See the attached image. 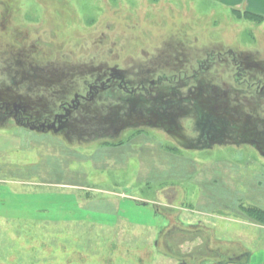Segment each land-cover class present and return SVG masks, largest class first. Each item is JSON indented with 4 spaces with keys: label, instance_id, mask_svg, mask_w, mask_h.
<instances>
[{
    "label": "rangeland",
    "instance_id": "1",
    "mask_svg": "<svg viewBox=\"0 0 264 264\" xmlns=\"http://www.w3.org/2000/svg\"><path fill=\"white\" fill-rule=\"evenodd\" d=\"M230 2L0 0V100L70 104L0 110V264H264V12ZM111 68L178 79L89 93Z\"/></svg>",
    "mask_w": 264,
    "mask_h": 264
},
{
    "label": "flooded vegetation",
    "instance_id": "2",
    "mask_svg": "<svg viewBox=\"0 0 264 264\" xmlns=\"http://www.w3.org/2000/svg\"><path fill=\"white\" fill-rule=\"evenodd\" d=\"M214 54L216 55L219 53L215 52ZM124 72L125 70L120 71L119 69L111 68L108 71L106 81H102L99 84L94 83L89 85V93H95V91L97 92L105 89L114 94L116 93L115 96L117 98L132 104H134L135 101L139 100L140 96L143 98V100L145 99L146 102H152L153 99L160 98L161 94H156V96H154L152 91L154 87L163 88L162 86L156 84L163 81L162 74L155 75L154 78H151L150 76H143L142 74L137 73L140 78H138L136 83L134 84V80L128 79L127 75L124 74ZM143 73L147 74V71ZM98 80H101V77H98ZM147 80L149 84H147ZM166 85L171 84L167 83ZM263 87L264 85H261V88ZM81 96L80 98H82ZM31 102L22 99H14L12 101L0 100V110L4 111L7 114L12 113L14 118L19 123H27V125H29V128H31L32 130H50L55 133L66 130V119L68 118L66 116V106L70 105L69 101L67 102L66 100H60L59 104H57L56 107L49 106L48 104L37 106V110L35 112L32 111L35 106H31ZM48 107H52V109H49ZM257 147H259L261 150L260 145Z\"/></svg>",
    "mask_w": 264,
    "mask_h": 264
},
{
    "label": "crops",
    "instance_id": "3",
    "mask_svg": "<svg viewBox=\"0 0 264 264\" xmlns=\"http://www.w3.org/2000/svg\"><path fill=\"white\" fill-rule=\"evenodd\" d=\"M229 1V0H228ZM230 5H232L233 7H244L247 11H251V12H254V13H261V12H264V6H258L257 5V2L256 1H253V0H231V2L229 3ZM260 7V8H259ZM257 11V12H256ZM148 183H150V182H147V184ZM75 187H79V188H86L87 186H85V185H76ZM89 199V198H88ZM196 225L197 224V220H194V221H192L191 222V225ZM184 225V224H183ZM185 225H186V223H185ZM198 225V224H197ZM174 227V226H173ZM173 227H170V228H168L167 229V233L165 234V235H169L170 233L172 234V232H171V229L173 228ZM178 228V226L177 225H175V227L174 228ZM193 239V238H192ZM192 239H189L190 241L192 240ZM188 241V240H187ZM193 244H195L196 245V247L197 246H200L201 244H203L204 245V243L206 244V239H203L202 238V236H201V238L199 239H196V240H194V241H191ZM203 245H201V246H203ZM248 253L249 252H244V254H243V256H240L241 258H239V259H236L237 257H235V258H231V261H233V262H235V261H238V262H242L243 260H244V258H245V256L246 257H248L249 255H248ZM250 254V253H249Z\"/></svg>",
    "mask_w": 264,
    "mask_h": 264
},
{
    "label": "trees",
    "instance_id": "4",
    "mask_svg": "<svg viewBox=\"0 0 264 264\" xmlns=\"http://www.w3.org/2000/svg\"><path fill=\"white\" fill-rule=\"evenodd\" d=\"M247 15L249 16H255V18L258 16L257 14H255L254 12H251V11H247ZM257 15V16H256ZM262 16V15H261ZM163 77V76H162ZM177 75H174L173 77H163V81L161 83L163 84H166V83H169V82H176L177 80ZM177 83V82H176ZM158 94H161L162 93V90L159 89L158 91ZM139 97V96H138ZM139 101L141 102V100H143V98L140 96L139 97ZM145 100V99H144ZM145 113V112H144ZM161 114V113H160ZM162 115V114H161ZM163 116V115H162ZM150 122L152 123V125H158V124H161L163 120H161V117L157 116L155 117V121H152V119H149ZM207 124H208V121H207ZM207 124H206V128L205 130L206 131H209L208 128H207ZM125 125V123L123 124V126ZM252 138H255V137H252ZM255 140V139H253ZM256 141V140H255ZM254 141V142H255ZM257 144H260L258 143V141H256ZM123 143V142H122ZM121 144V143H119ZM242 206V205H241ZM244 211L248 214H250V216L257 222H260V223H264V210L260 207H257V206H253V207H245L244 208Z\"/></svg>",
    "mask_w": 264,
    "mask_h": 264
}]
</instances>
